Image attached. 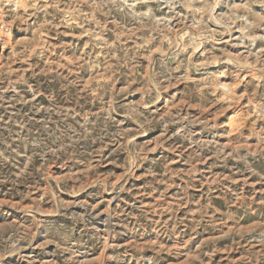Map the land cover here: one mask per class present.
I'll return each mask as SVG.
<instances>
[{
	"label": "rangeland",
	"instance_id": "rangeland-1",
	"mask_svg": "<svg viewBox=\"0 0 264 264\" xmlns=\"http://www.w3.org/2000/svg\"><path fill=\"white\" fill-rule=\"evenodd\" d=\"M0 36V264H264V0H0Z\"/></svg>",
	"mask_w": 264,
	"mask_h": 264
},
{
	"label": "bare ground",
	"instance_id": "bare-ground-1",
	"mask_svg": "<svg viewBox=\"0 0 264 264\" xmlns=\"http://www.w3.org/2000/svg\"><path fill=\"white\" fill-rule=\"evenodd\" d=\"M256 34V33H255ZM1 37V36H0ZM3 38V37H2ZM5 40V39H4ZM186 51V50H185ZM230 122V121H229ZM233 128V127H232ZM105 253V252H104Z\"/></svg>",
	"mask_w": 264,
	"mask_h": 264
}]
</instances>
